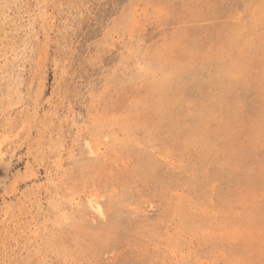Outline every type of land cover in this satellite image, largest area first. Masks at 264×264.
I'll use <instances>...</instances> for the list:
<instances>
[{"label":"rangeland","instance_id":"rangeland-1","mask_svg":"<svg viewBox=\"0 0 264 264\" xmlns=\"http://www.w3.org/2000/svg\"><path fill=\"white\" fill-rule=\"evenodd\" d=\"M0 264H264V0H0Z\"/></svg>","mask_w":264,"mask_h":264},{"label":"bare ground","instance_id":"bare-ground-1","mask_svg":"<svg viewBox=\"0 0 264 264\" xmlns=\"http://www.w3.org/2000/svg\"><path fill=\"white\" fill-rule=\"evenodd\" d=\"M96 209H97L98 211H101V206H100V205L97 206Z\"/></svg>","mask_w":264,"mask_h":264}]
</instances>
